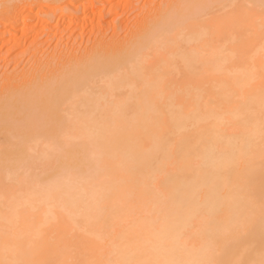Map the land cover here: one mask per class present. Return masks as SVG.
Returning a JSON list of instances; mask_svg holds the SVG:
<instances>
[{
	"label": "bare ground",
	"instance_id": "1",
	"mask_svg": "<svg viewBox=\"0 0 264 264\" xmlns=\"http://www.w3.org/2000/svg\"><path fill=\"white\" fill-rule=\"evenodd\" d=\"M111 1L0 0V32ZM162 2L6 77L0 264H264V0Z\"/></svg>",
	"mask_w": 264,
	"mask_h": 264
},
{
	"label": "rangeland",
	"instance_id": "2",
	"mask_svg": "<svg viewBox=\"0 0 264 264\" xmlns=\"http://www.w3.org/2000/svg\"><path fill=\"white\" fill-rule=\"evenodd\" d=\"M162 1L166 0H112L113 8L110 11V8L104 9L103 6L95 3V6L102 13L101 21L86 19L87 21L85 20L86 22H84L86 25L81 22H75L73 27H68L67 22H63L64 20L60 17V14L56 13L47 17V29L41 23L44 18L43 15L39 14L37 11L38 7L34 6L30 18L26 20L20 19V16L24 15L22 14L19 19L17 17L14 18L16 24L12 30L1 29L0 89L5 85L6 77L26 73L42 55L44 58L50 57L54 46L55 55L60 50V54L64 50V55L66 53L70 55L72 51H77V54L85 47H91L92 43L101 37L109 41L122 39L128 31L135 27L139 20L162 5ZM19 4L17 6L19 12L24 11L27 5L23 4V2ZM22 25L25 26L21 32L19 29ZM43 57L42 60H44Z\"/></svg>",
	"mask_w": 264,
	"mask_h": 264
}]
</instances>
